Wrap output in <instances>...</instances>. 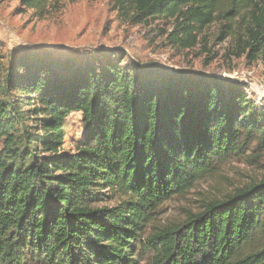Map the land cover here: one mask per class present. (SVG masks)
Wrapping results in <instances>:
<instances>
[{
    "label": "trees",
    "instance_id": "16d2710c",
    "mask_svg": "<svg viewBox=\"0 0 264 264\" xmlns=\"http://www.w3.org/2000/svg\"><path fill=\"white\" fill-rule=\"evenodd\" d=\"M52 1L20 3L43 17ZM111 6L136 24L172 20L167 40L183 49L216 17L224 29L238 21L237 48L264 59V0L224 10L219 0ZM142 71L37 53L14 60L0 85V264H137L136 244L163 203L224 161L264 154V106L244 83ZM13 92L24 100L7 101ZM75 113L85 133L75 154L63 153ZM106 191L125 199L109 207ZM148 244L153 264H264V180L158 229Z\"/></svg>",
    "mask_w": 264,
    "mask_h": 264
},
{
    "label": "rangeland",
    "instance_id": "374dc122",
    "mask_svg": "<svg viewBox=\"0 0 264 264\" xmlns=\"http://www.w3.org/2000/svg\"><path fill=\"white\" fill-rule=\"evenodd\" d=\"M231 0H219L227 9ZM227 23L216 17L203 29L194 48L183 49L167 38L174 30V22L166 18L149 19L136 24L124 21L112 10L111 0H53L48 12L40 17L21 5L20 0H0V85L14 60L37 53L59 64L71 63L84 67L102 62L108 66L137 65L145 75L191 76L221 82H241L264 106V59L248 60L237 48L236 28L224 29ZM5 95L1 98L4 99ZM23 95L13 92L7 101H19ZM26 104L23 106V110ZM66 143L63 153L75 154L76 144L85 129L82 114H72L66 120ZM3 141H0V151ZM264 180V154L248 153L232 158L198 181L189 191L163 203L143 238L137 242V264H153L155 252L148 239L169 226L182 224L188 216L201 212L214 200H223L236 190ZM106 205L115 207L125 198L105 192Z\"/></svg>",
    "mask_w": 264,
    "mask_h": 264
},
{
    "label": "built area",
    "instance_id": "2783aa9c",
    "mask_svg": "<svg viewBox=\"0 0 264 264\" xmlns=\"http://www.w3.org/2000/svg\"><path fill=\"white\" fill-rule=\"evenodd\" d=\"M250 93V90L246 88V93ZM249 95V94H248ZM250 97H251V94H250ZM264 97V96H263Z\"/></svg>",
    "mask_w": 264,
    "mask_h": 264
}]
</instances>
